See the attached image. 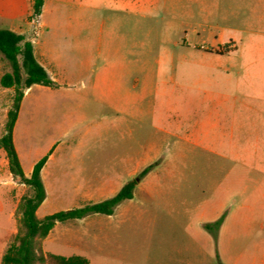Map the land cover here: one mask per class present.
<instances>
[{"label": "rangeland", "instance_id": "1", "mask_svg": "<svg viewBox=\"0 0 264 264\" xmlns=\"http://www.w3.org/2000/svg\"><path fill=\"white\" fill-rule=\"evenodd\" d=\"M33 2L0 0V28L23 33L57 78L25 90L15 127L26 174L49 155L38 216L106 199L154 164L113 214L57 223L42 250L264 264V68L222 67L229 27L247 28L227 22V0H45L38 16ZM14 93L0 84V136ZM32 193L0 148V264Z\"/></svg>", "mask_w": 264, "mask_h": 264}, {"label": "trees", "instance_id": "2", "mask_svg": "<svg viewBox=\"0 0 264 264\" xmlns=\"http://www.w3.org/2000/svg\"><path fill=\"white\" fill-rule=\"evenodd\" d=\"M45 0H34L33 14L42 12ZM0 52L10 64V70L5 71L0 78L4 88H15L13 101L8 111L4 133L0 136V148L4 149L9 170L20 182L33 189L31 195H25L20 202V232L15 241L8 247L2 257L3 264H90L83 255L65 256L44 252L39 239L46 238L59 222L83 219L92 213L111 215L115 208L124 200L134 197V190L139 181L154 167L150 164L144 168L137 178L127 181L114 195L95 203H87L79 207L59 210L43 217L37 211L46 198V188L42 180V169L49 155L41 157L33 166L30 176L24 172L15 143L14 128L19 116L25 90L35 84L53 85L46 68L38 61L32 41L26 36L10 28H0ZM225 211L214 225L220 227L226 217Z\"/></svg>", "mask_w": 264, "mask_h": 264}, {"label": "crops", "instance_id": "3", "mask_svg": "<svg viewBox=\"0 0 264 264\" xmlns=\"http://www.w3.org/2000/svg\"><path fill=\"white\" fill-rule=\"evenodd\" d=\"M227 2H228L227 22H244V25L247 28H239L237 27L238 25L237 23L234 24L236 26H233V28L229 27V35L227 39H228L229 44H231L232 49H230L225 54H219V55H228L229 57L226 64L223 65L222 67H224V69L235 70L237 72L240 71L241 67L243 68L248 67V69L250 70L256 69V68H264V0H227ZM244 33L249 34L248 39L247 37L246 39H244L243 37ZM218 38L217 40L219 41L224 39L223 35H218ZM257 42L258 44H255ZM34 51H35V55L38 61L46 68L50 78L53 81H55V79L57 78L51 77L50 72L48 71L47 67L38 58L35 47H34ZM0 78H1V75H0ZM4 89H9V88H4ZM25 96H26V92H25ZM25 96L21 103L19 116L21 113V109H22ZM8 111H7V115H8ZM7 115H6V120H7ZM14 135H15V128H14ZM15 142L16 141L14 138V143ZM15 146H16V143H15ZM16 149L18 152L17 146H16ZM18 155L22 163V157L19 152H18ZM37 161L38 160H36L35 162H32V168L29 174H26L24 170L27 176H30L33 166Z\"/></svg>", "mask_w": 264, "mask_h": 264}]
</instances>
